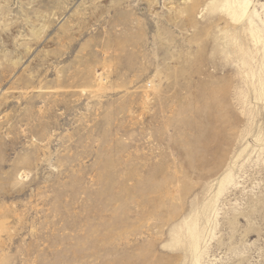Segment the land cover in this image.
<instances>
[{"label":"rangeland","instance_id":"obj_1","mask_svg":"<svg viewBox=\"0 0 264 264\" xmlns=\"http://www.w3.org/2000/svg\"><path fill=\"white\" fill-rule=\"evenodd\" d=\"M0 264H264V0H0Z\"/></svg>","mask_w":264,"mask_h":264},{"label":"bare ground","instance_id":"obj_2","mask_svg":"<svg viewBox=\"0 0 264 264\" xmlns=\"http://www.w3.org/2000/svg\"><path fill=\"white\" fill-rule=\"evenodd\" d=\"M215 5H218V4H215Z\"/></svg>","mask_w":264,"mask_h":264}]
</instances>
